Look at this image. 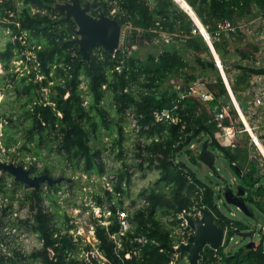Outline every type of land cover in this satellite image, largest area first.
<instances>
[{
	"label": "trees",
	"instance_id": "16d2710c",
	"mask_svg": "<svg viewBox=\"0 0 264 264\" xmlns=\"http://www.w3.org/2000/svg\"><path fill=\"white\" fill-rule=\"evenodd\" d=\"M67 1L70 0H0V39L5 37L0 46L3 72L0 74V94L9 93V99L0 102V123L3 122L0 141L10 153L11 148L21 142L12 153L16 155L21 151L25 156L36 157V160L30 159L29 164L34 173L63 175L71 179L48 185L46 189L41 184L39 189L24 190L38 200L48 198L54 208L48 213L40 207L34 228L45 239L46 245L59 253L58 262L67 263L66 250L77 247L68 232H64L67 229L65 222L70 217L57 196L60 191L76 193L75 188L79 186L66 171L72 170L73 175L81 171L98 179L112 171L117 176L112 190L106 193L100 185L91 192L98 204L121 193L122 203L133 180L135 169L132 168L137 166L139 170L154 169L159 176L152 186L139 192L138 196H146L148 203L134 208L131 214L133 232L122 236V248L117 249L109 236L119 228L114 218L109 225L96 220L98 247L109 261L115 264H172L174 246L181 241V235L174 234L179 214L208 208L213 212L216 224L227 228V237L217 249L203 248L200 263L264 264L260 241L254 247L245 244L230 249V237L250 229V224L224 213L219 205L222 193H216L211 182L200 179L183 161L187 157L198 162L199 147L194 150L191 145L208 141L212 150L223 152L235 169L237 166L233 164L236 160L231 157L229 146L222 145L216 136L214 109L220 108V98L228 96L219 72L216 84L220 91L213 92L215 98L208 102L193 96L180 98L173 88L174 83L181 81L187 85L195 80L198 73H190L188 66L197 63L202 73L215 66L213 57L211 63H205L200 57L203 53L211 55V51L200 33H192V17L175 0H80L82 5L89 4L91 15L105 13L129 26L124 47L115 54L102 47H93L87 60L75 41L78 24L59 8ZM186 2L209 31L221 21L252 13L253 7L259 10L264 7V0ZM163 33L171 38L165 40ZM145 46L152 50L141 57L137 51ZM214 46L223 57L219 41H215ZM15 60H22L19 70H15ZM248 78V69L236 77L233 83L236 94L237 85H247ZM166 109L171 118L162 116L158 120L157 114ZM128 110L135 114L142 127L129 137L120 122H128ZM232 113L235 115V110ZM147 126L149 128L145 129ZM104 135L109 138L108 142L104 141ZM126 141L132 142L128 150L134 151L136 159L142 161H126L127 155L122 156L127 149ZM108 151L115 160L123 159L125 168H108L102 161L104 155L109 156ZM52 153L56 154L60 164L58 172L56 165L47 159ZM156 157L158 164L153 165ZM10 159L15 163L25 162L22 156L18 159L10 156ZM38 160L45 161L41 168L37 165ZM211 168L218 172L214 165ZM238 172L245 181L241 185L246 189L244 201L264 213V200L257 199H264V182L257 185L263 174L256 177L255 167L246 173ZM5 181L3 173L0 175V193H15L16 190H7ZM13 183L17 188L24 186L15 179ZM70 201L72 205H78L76 200ZM54 223L58 226H53ZM135 234H146L160 244L148 243L135 252L130 241ZM47 262L56 264L48 259Z\"/></svg>",
	"mask_w": 264,
	"mask_h": 264
},
{
	"label": "built area",
	"instance_id": "2783aa9c",
	"mask_svg": "<svg viewBox=\"0 0 264 264\" xmlns=\"http://www.w3.org/2000/svg\"><path fill=\"white\" fill-rule=\"evenodd\" d=\"M260 11L264 15V7ZM228 30H235V25L227 19L219 22L213 31H209L206 27L205 30L202 31L194 21L192 33H200L203 39L211 46V44L213 45L214 42L219 40L222 34ZM162 37L165 40H169L171 38V36L167 33H163ZM211 51L213 54L215 67L219 71L220 77L222 78L227 90V95L229 97V101H225L224 98H220V108L214 109V119L217 121L216 136L217 138L231 139L230 145H239L238 142L244 140V134H248L247 140L249 139L248 142L251 144L250 146L248 145L247 148L250 150V155L253 158L255 157V154L252 152V147L254 146L258 151H260L258 147L259 142L264 146V138L262 137V133L259 132L263 126L260 119L264 114V73L257 81L256 86L255 83L252 84L254 87L253 92H250L251 87L246 90L245 95L247 97V106L246 109H244L236 98V93L233 89V82L227 74L229 66L226 65L219 56L215 57L214 51L212 49ZM116 68L120 69V66H117ZM215 82H217L216 78L197 75L195 80H193L191 83H188L187 85L183 84L181 81L175 83L174 89L178 92L180 98L193 96L199 98L202 102H208L215 98L213 91L208 87V83ZM232 110H235V115L232 113ZM162 116L171 118L169 110L167 109L164 110L162 114H157V119H162ZM244 116L251 126V129L255 132L256 136H252L250 134L243 119ZM127 117L128 121L133 123V131L139 132L142 127L139 124L138 118L135 116V114L128 110ZM226 119H228V123H225ZM240 122H242L243 125H240ZM147 128H149V126H147L145 129ZM236 136L239 138V140ZM241 145L246 147L244 144ZM198 147L199 143H194L191 145V148L194 150H196ZM136 160L138 162L142 161L140 158ZM102 161L105 162L108 167V156L104 155L102 157ZM144 164L146 166L148 165L147 162ZM157 164L158 160L156 157L154 158L153 165ZM233 164L237 165V162H234ZM260 168L261 166H259V171ZM243 172L246 173L247 170L243 169ZM3 173L5 174L6 180L4 186L7 188V190H9V192H12V190L16 191L15 193H0V264H49L47 259L49 262L62 264L58 262L59 253L56 252L54 247L47 246L45 239L41 236L39 231L34 228L35 215L41 210L40 207H43V212L48 213L54 209L50 206V200L45 197L41 200H38L37 197L31 193H25V196H22L24 190L28 188L25 186L21 187V189L17 188L13 183L14 178L13 181L7 179V175H9V173L6 171H0V175ZM261 173L264 175L263 169ZM101 181L105 189L110 191L112 190L114 182L117 181V176L112 171H109L108 174L102 176ZM42 186L44 189H46L48 184L42 183ZM18 193H20L19 195L23 199L21 203L26 209V212L21 214L16 208L13 212L12 209H10V207L7 205L8 202L12 201L15 196L18 197ZM61 193L62 191L57 193L59 198H61ZM66 194L67 195H65L64 198L70 200V196H74L75 193L67 192ZM115 195L116 197L114 196L111 200H105L101 204H97L98 206H102L103 209L108 210V213L111 214L109 219L102 215L99 217L92 212V217L89 219V222H87V225L80 226L88 229L92 233L91 237H87V239H84L80 234L76 235L75 228L76 224L78 225V223L75 221L73 215H71V212L68 211L67 215L70 218H68V222H65L67 229H65L64 232H68L69 236L73 238V241L77 243V247L66 250L67 263L63 264H115L109 261L99 249V240L96 236V220L103 225H109L112 221V217L118 223L119 228L116 231L110 232L109 236L115 241L117 249L122 248V236H124L127 232H133V221L131 219V214L134 209H130L128 205H125L124 199L122 203L120 202L122 199L121 193H115ZM147 203L148 199L146 196H138V199L135 200L134 208L143 206ZM82 206L84 205L79 204L74 206V212L78 213ZM187 216H192L194 218L201 217L202 210H195L189 213L182 212L179 214V228L180 225L183 228L181 229L182 231L180 233L181 241H179L174 246L175 252L171 261L172 264H183V262L188 261L187 256H182L178 250L182 243L187 244L189 242V237L194 233V229L187 224ZM53 226H58V224L54 223ZM231 226L234 229H237V227L233 224H231ZM224 230L225 242L227 237V228H224ZM258 231L260 238L259 241L262 243V248L264 250V226L262 225ZM235 235L230 237V241L234 239ZM130 241L134 244L133 248L135 252H139L140 249L148 243H152L154 245L160 244L159 241L148 237L146 234H135ZM129 255L130 253L127 254V256ZM179 259H181V262H179Z\"/></svg>",
	"mask_w": 264,
	"mask_h": 264
},
{
	"label": "rangeland",
	"instance_id": "374dc122",
	"mask_svg": "<svg viewBox=\"0 0 264 264\" xmlns=\"http://www.w3.org/2000/svg\"><path fill=\"white\" fill-rule=\"evenodd\" d=\"M190 8L192 9V7ZM230 21L232 22V24L235 25V30H228L224 32L222 36L220 37V39L217 40L219 41L222 47V50L224 52L223 57L220 55V53H219V56L225 62L226 65L232 66L228 68L230 69V74L235 79L234 83L236 82V77L238 75H241L244 69L249 70V78L247 81V85H243L244 88L241 85L240 86L237 85V88H238V91H242L245 88L251 87L250 92H253L254 87L252 86V84L255 83V86H256L257 81L260 79L261 75L264 73V15L262 14L261 11L253 7L252 13H246L242 17L235 16ZM128 30H129V26L122 25V39H121V44H120L121 47L125 46L126 39H127L128 32H129ZM4 40H5V37L0 39V46L3 44ZM150 50H152L151 47L145 46V47L140 48L137 52L139 54L141 53L140 55L142 57ZM211 55H209L208 53H203L201 54L200 57L201 59H203L205 63H211L213 61ZM196 56H198V54ZM14 63L16 65L15 70H19L21 68L22 60H15ZM188 70L190 73H198V75L202 74V75H205L206 77L217 78V82L219 80L218 78L219 71L218 70L216 71L215 66H212L211 69H208L207 71L202 73L200 66L197 63H194L192 67L188 66ZM1 73L3 72H2V67L0 65V74ZM217 82L212 83V84L208 83L209 89H211L215 93H218L220 91L219 85L216 84ZM174 86H175V83L173 85V88ZM11 93L12 92H10V94ZM240 95L242 96L243 94L240 93ZM8 99H9V93L0 94V102L4 100H8ZM260 120L263 126L261 127L259 132L262 133V137L264 138V114L262 115ZM120 122L123 128H125V132L129 133L127 135V137H129L131 133H133V123L129 121L124 122L123 120H121ZM240 125H243L242 122H240ZM2 128H3V122L0 123L1 131H2ZM105 135H104V141L108 142L109 138L106 137ZM247 135L244 134V140L239 141L238 142L239 145L244 144V146L246 147L248 145L250 146L251 143L248 142L249 139L247 140ZM218 140L224 146H229L230 141H231V139H222V138H218ZM126 142H127V149L122 156L125 157L127 155V160L126 158L123 157L124 160H126L128 163L129 162L134 163V161L135 162L137 161L135 152L131 151L130 149L128 150L129 145H132V142H129V141H126ZM200 143H199V152H200L201 144L203 143V141L201 144ZM18 145H21V142H18L17 144H15L11 148V153H10V152L5 151V148L0 141V160L2 159L6 161H12L10 159V156H14L16 159L22 156L25 158V162L23 164H25L26 166H29V164H31L30 159L36 160L37 158L36 157L31 158L30 154L25 156L22 154L21 151L17 152L16 155H14L12 152L16 150ZM252 152L255 154V157H253V160L255 161L254 162L255 165L258 164L259 166H261V169L264 170V156L254 146L252 147ZM107 155H109L108 156V160H109L108 167L109 168L111 166H116V167L125 166L123 164V159L119 161L115 160V157L111 155L110 151L107 152ZM47 159L51 164L56 165V170H57L56 172H58L61 169L59 167L60 164L57 161L58 158L56 154L54 153L49 154L47 156ZM183 161L186 162L191 167V169L197 173L200 179L205 180L206 182H211L216 189V193H222V197L219 199V205L224 213H226L231 218L246 220L250 224L251 228L252 227L257 228L256 233L254 235V241L257 244L260 239L258 229L262 225L264 226V213L259 208H257L256 206L250 203V206L248 207H250V209L252 210L253 216L249 217L245 215L244 212L241 211L239 208H237L235 205L228 204L225 201V198L223 195L225 188L230 187V189L237 191V187L240 185H243L245 181L243 177L239 174V172L231 165L230 161L223 154V152L219 151L216 156L214 166L216 167L218 171L217 173L214 171V169H212L210 166L206 165L200 160H198V162L195 163V162L190 161V159L186 157L183 159ZM44 162L45 161L38 160L37 165L41 168ZM133 169H135V171L132 176L133 178L132 183L130 187H128L127 194L123 196L124 197L123 199L125 200V205H128L130 209H134L135 200L138 199V195L141 189L152 186L159 176V173L154 169L139 170L137 166H133L132 170ZM245 169L247 170V167ZM261 172L262 170H260V174H262ZM36 174H39V173H36ZM66 174L68 175V177H74V179L77 180L79 184L78 188H75L76 193L74 194V196H70L71 200L77 199L78 205L81 204L84 206H82V208L80 209L78 213L74 212L75 209H73V207L75 205L74 204L72 205L69 199L65 200L64 197L67 194L63 193V191L61 193L60 201L63 207H66L67 209H69L68 211L71 212V215H73L75 221L78 223V225L76 224V228H75L76 235L80 234L83 236L84 239H87V237H91L92 233L88 229L84 227H80V226L87 225V222H89V219L92 217L91 215L92 212L95 213L99 217L102 215L108 219L111 215L108 213L107 209H103L102 206L97 205L98 204L97 199L94 198V195H93L94 193L91 192L94 189L100 188V185H102V181H101L102 177L98 179L95 175L89 176L87 173L85 174L81 171H77L75 175H73L74 173L72 170H67ZM259 175H257L256 177H258ZM13 178L14 177L12 175L10 174L7 175V179H10L13 181ZM263 182H264V176L262 175L261 180L257 183V185ZM64 187L66 188V185ZM102 187L104 186L102 185ZM19 189H21V187H19ZM80 190H83V191L80 192ZM19 194L20 193H18V197L15 196L12 199L13 202L9 201L7 205L10 207V209H12L13 212L15 211V208H16L17 210H19V213L21 214V213H25L26 209L21 203L23 199ZM22 196H25V193H22ZM114 196L116 197L115 194ZM257 199L264 200L259 197H257ZM68 221L69 220H67V222ZM182 228L183 227H181V225L179 228V223H177V225H175L174 234L179 236L182 231L181 230ZM248 242H249V238H243L239 235H235L234 239L230 241L229 247L230 249H237L238 247L245 245ZM183 264H189V262L185 261L183 262Z\"/></svg>",
	"mask_w": 264,
	"mask_h": 264
},
{
	"label": "water",
	"instance_id": "95a60500",
	"mask_svg": "<svg viewBox=\"0 0 264 264\" xmlns=\"http://www.w3.org/2000/svg\"><path fill=\"white\" fill-rule=\"evenodd\" d=\"M59 8L61 11H65L67 16L73 17L78 24V28L75 30L77 35L75 41L78 43L79 51L82 53L84 59H90V49L93 47H102L110 54H115L120 49L122 24L118 19L105 13H100L97 16L91 15L89 13V4L82 5L80 0H70L61 3ZM228 151L237 162V171L242 172L248 166L250 159H253L250 155V150L241 145H230ZM218 152L210 148L208 141H204L201 144L198 160L211 167L215 163ZM181 163L184 164V162ZM0 171L8 172L16 181H19L28 189H39L42 183L53 186L56 183L71 180L63 175L36 174L30 167H26L22 163H15L14 161L0 160ZM257 171H259L258 166ZM108 192L106 190V193ZM223 195L228 204L235 205L249 217L253 216V213L243 199L246 195L244 187L238 186L237 191L225 188ZM187 222L194 229V233L189 237V242L187 244L182 243L178 250L182 256H187L189 264H201V250L206 247L217 249L222 246L225 230L216 224L215 216L208 208L202 209L201 217L194 218L187 216ZM255 233L256 228L253 227L250 230L241 231L238 235L243 238H249L247 246L254 247L256 245L254 241Z\"/></svg>",
	"mask_w": 264,
	"mask_h": 264
},
{
	"label": "bare ground",
	"instance_id": "6f19581e",
	"mask_svg": "<svg viewBox=\"0 0 264 264\" xmlns=\"http://www.w3.org/2000/svg\"><path fill=\"white\" fill-rule=\"evenodd\" d=\"M181 6H183L184 8L183 9H186V11L191 15V17L194 19L196 25H198V27L203 31L205 30V27L202 25V23L200 22L199 18L197 17V15L195 14L194 10L191 9L187 2L185 0H176ZM214 47H212L213 49ZM214 53H215V57L218 56V53L216 52V50H214ZM243 114V113H242ZM246 125H247V129L249 130L250 134L252 136H256L255 132L251 129V126L249 125L248 121L246 120L245 116L243 117ZM261 153L264 155V146L259 142V145H258Z\"/></svg>",
	"mask_w": 264,
	"mask_h": 264
},
{
	"label": "crops",
	"instance_id": "0c3cea01",
	"mask_svg": "<svg viewBox=\"0 0 264 264\" xmlns=\"http://www.w3.org/2000/svg\"><path fill=\"white\" fill-rule=\"evenodd\" d=\"M188 4V3H187ZM189 5V4H188ZM190 6V5H189ZM191 7V6H190ZM259 10V9H258ZM261 10V9H260ZM259 10V11H260ZM196 14V13H195ZM198 17V16H197ZM201 22V21H200ZM203 25V24H202ZM204 26V25H203ZM144 41L143 40H141V43H143ZM209 45V44H208ZM211 47H214L215 48V46H214V44L212 45L211 44V46L209 45V48H210V51H211ZM213 48V49H214ZM212 49V50H213ZM215 50H216V52L218 53V51H217V49L215 48ZM212 52V51H211ZM212 54V53H211ZM215 54V53H214ZM218 56H219V53H218ZM212 57H213V55H212ZM220 57V56H219ZM230 67H232L231 65L229 66V68ZM197 74V73H196ZM227 74H228V76L230 77V79H231V81L234 83V81H235V79L232 77V75L230 74V69H228V71H227ZM205 76V75H204ZM216 81H217V78H216ZM248 88H245V89H243L242 91H238V94H236V98H237V100H238V102L240 103V105L244 108V109H246V106H247V97H246V95H245V93H246V90H247ZM240 93H242L243 95L241 96L240 95ZM239 95V96H238ZM240 97H242V99H240ZM225 101H229V97L227 96V98L225 97ZM251 161H254L253 159H250V162ZM258 165V164H257ZM258 167H259V165H258ZM260 170H262L261 168H260ZM257 173H258V175H259V173H260V171H257Z\"/></svg>",
	"mask_w": 264,
	"mask_h": 264
},
{
	"label": "flooded vegetation",
	"instance_id": "af4514ba",
	"mask_svg": "<svg viewBox=\"0 0 264 264\" xmlns=\"http://www.w3.org/2000/svg\"><path fill=\"white\" fill-rule=\"evenodd\" d=\"M255 161H251V162H249V164H248V166H247V170H251L253 167H255L256 168V170H257V164L255 165V163H254Z\"/></svg>",
	"mask_w": 264,
	"mask_h": 264
}]
</instances>
